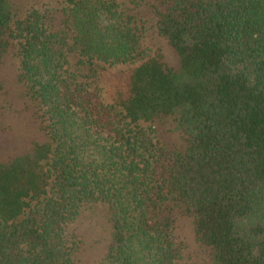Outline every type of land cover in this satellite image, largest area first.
Returning <instances> with one entry per match:
<instances>
[{
  "label": "trees",
  "instance_id": "1",
  "mask_svg": "<svg viewBox=\"0 0 264 264\" xmlns=\"http://www.w3.org/2000/svg\"><path fill=\"white\" fill-rule=\"evenodd\" d=\"M57 1L0 0V264H264V0Z\"/></svg>",
  "mask_w": 264,
  "mask_h": 264
},
{
  "label": "rangeland",
  "instance_id": "2",
  "mask_svg": "<svg viewBox=\"0 0 264 264\" xmlns=\"http://www.w3.org/2000/svg\"><path fill=\"white\" fill-rule=\"evenodd\" d=\"M59 1L57 0H11V6H12V10L13 13L18 16V17H24V15L26 14L27 10H31L33 8H44L47 6H55L56 3H58ZM146 44L152 46V50L153 52L158 51L159 49L161 50V54L162 56L165 58L166 61L171 62L172 61V51L169 47H167L166 45H164L163 43H159L157 40H150V39H146ZM103 207H101V205H99L96 210H98L99 214L103 211L102 210ZM98 218L99 215H98ZM86 220L85 218H83V221L81 220L80 223H76L74 224V228H77V230L80 228V230H82V227L85 226L88 229H85L86 232H96L97 231V227L95 226V223L91 224L90 226H86L85 223ZM86 259V264L90 263V264H95V261L93 260V258L91 259L90 257H85ZM84 264V263H81Z\"/></svg>",
  "mask_w": 264,
  "mask_h": 264
}]
</instances>
